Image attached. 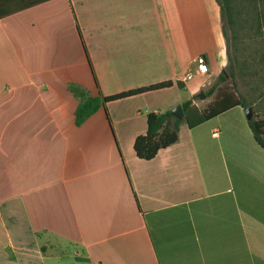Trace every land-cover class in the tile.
<instances>
[{
  "label": "crops",
  "instance_id": "obj_1",
  "mask_svg": "<svg viewBox=\"0 0 264 264\" xmlns=\"http://www.w3.org/2000/svg\"><path fill=\"white\" fill-rule=\"evenodd\" d=\"M10 2L41 4L0 20V264H264V149L244 108L184 122L152 161L134 150L149 113L212 103L203 77L177 83L199 56L210 83L228 65L217 1ZM167 81L76 125L71 86Z\"/></svg>",
  "mask_w": 264,
  "mask_h": 264
},
{
  "label": "trees",
  "instance_id": "obj_2",
  "mask_svg": "<svg viewBox=\"0 0 264 264\" xmlns=\"http://www.w3.org/2000/svg\"><path fill=\"white\" fill-rule=\"evenodd\" d=\"M223 24V34L227 45L228 65L226 73L220 74L216 84L206 93L213 97L205 111H200L192 100L182 104L186 117L184 121L175 118L171 110L151 112L147 116V132L135 140L134 150L139 159L152 161L161 150L176 144L181 125L186 122L190 129L212 120L216 116L235 107H252L254 118L249 121L257 143L264 149V117L258 113L260 99L264 97V0H216ZM41 2L12 4L10 0H0V20L40 5ZM249 79L261 91L250 99L239 93L233 86L238 81ZM173 81L129 90L112 96L99 93L91 97L85 90L71 86L70 91L78 99L75 113L77 126L110 103L157 92L173 87ZM179 88L184 84L177 83Z\"/></svg>",
  "mask_w": 264,
  "mask_h": 264
},
{
  "label": "rangeland",
  "instance_id": "obj_3",
  "mask_svg": "<svg viewBox=\"0 0 264 264\" xmlns=\"http://www.w3.org/2000/svg\"><path fill=\"white\" fill-rule=\"evenodd\" d=\"M203 92L206 96V99L203 100V102H205V107L208 105V101L210 100V98L207 97L206 93L209 92V90L216 84L215 83H210L209 82V77L206 75L203 78ZM236 90L239 91V93H242L244 95H246L247 97H249L250 99H253L256 97V95H260V90L258 89V87L256 86L255 83H253L252 81H250L249 79H247V81H238V84L233 86ZM189 94V90L186 91V95ZM197 99H199V97L197 96ZM258 113L260 116L264 117V97L260 99V107L258 105Z\"/></svg>",
  "mask_w": 264,
  "mask_h": 264
},
{
  "label": "built area",
  "instance_id": "obj_4",
  "mask_svg": "<svg viewBox=\"0 0 264 264\" xmlns=\"http://www.w3.org/2000/svg\"><path fill=\"white\" fill-rule=\"evenodd\" d=\"M196 63V71H188L186 74H184L180 80L182 83H189L193 81L196 77H204L209 73L207 60L204 56H199L196 60ZM217 135V133L214 134L215 137Z\"/></svg>",
  "mask_w": 264,
  "mask_h": 264
},
{
  "label": "water",
  "instance_id": "obj_5",
  "mask_svg": "<svg viewBox=\"0 0 264 264\" xmlns=\"http://www.w3.org/2000/svg\"><path fill=\"white\" fill-rule=\"evenodd\" d=\"M223 73H226V71L224 70ZM199 98H200L201 100H204V99L206 98V96H205V94H204L203 92H201V93L199 94ZM244 113H245L246 118H247L249 121L252 120V119L254 118V110H253L252 107H247V108H245V109H244ZM171 114H172L175 118H177V119H179V120H181V121H184V120H185V117H186V114H185V111H184V109H183L182 104H179V105H177L175 108H173V109L171 110Z\"/></svg>",
  "mask_w": 264,
  "mask_h": 264
}]
</instances>
